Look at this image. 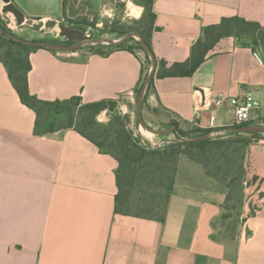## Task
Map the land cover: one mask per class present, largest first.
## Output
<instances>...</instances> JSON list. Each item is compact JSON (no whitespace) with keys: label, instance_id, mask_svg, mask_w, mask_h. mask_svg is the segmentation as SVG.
<instances>
[{"label":"crops","instance_id":"obj_1","mask_svg":"<svg viewBox=\"0 0 264 264\" xmlns=\"http://www.w3.org/2000/svg\"><path fill=\"white\" fill-rule=\"evenodd\" d=\"M13 1L34 21L64 15V0ZM87 1L102 15L111 12L112 0ZM154 9L153 49L169 63L187 60L202 28L224 16L264 26V0H155ZM143 11L132 0L121 20L139 19ZM76 52L33 51L31 93L49 101L81 96L84 103L128 95L123 104L130 109L144 53ZM155 88L144 113L166 108L201 127H210L213 116V127L227 132L233 113L228 103L215 108L213 97L251 91L262 103L253 118L264 117V56L225 37L191 76L156 78ZM35 124V111L0 61V264H264V204L249 215L245 202L234 244L213 237L227 188L206 176L211 185L201 193L190 184L189 166L182 179L178 171L165 220L117 213V159L73 128L37 134ZM250 162L264 179V136L251 145Z\"/></svg>","mask_w":264,"mask_h":264},{"label":"trees","instance_id":"obj_2","mask_svg":"<svg viewBox=\"0 0 264 264\" xmlns=\"http://www.w3.org/2000/svg\"><path fill=\"white\" fill-rule=\"evenodd\" d=\"M67 1L64 0V13L67 10ZM134 2L143 6L142 16L131 23L119 21L120 26L113 29V32L117 34V38L123 37L130 31L140 33L156 58L154 77L148 86L144 102L151 92H156V78L191 76L218 42L225 37H234L240 45L250 47L254 51L260 50L264 56V26L259 21L233 15L224 16L220 22L204 26L200 37L191 48L190 57L185 61L169 63L159 58L153 49V36L155 31L159 30V26L156 25L155 0H134ZM81 23L92 25L86 21ZM0 27V61L6 65L21 100L36 113L35 132L48 134L65 128H73L95 143L102 152L111 154L117 159L118 191L115 196V212L165 220L175 189L179 162L185 157L202 164L208 176L227 188L225 202L234 201L233 209L239 210L238 216H240L245 200L246 181V170L240 155L242 153L241 158H244L249 146L262 138L264 133L243 132L238 131L237 128L264 124V117H260L261 121L253 119L246 124L232 126L225 136L217 135L193 141H173L163 147H147L134 136L127 126L130 120L129 115L117 114L108 123L98 121L97 117L102 112L116 110L119 103L116 99L107 98L84 103L81 96H73L69 99L49 101L32 94L29 88L30 54L45 47L7 38L5 34H16L2 23ZM60 44H72V41L68 40ZM116 49H125L135 54L137 51L144 53L140 82L135 88V95L138 97L151 69L150 55L143 48L141 41L135 37H130L115 45H99L93 47L91 51L108 54ZM48 50L59 52L55 49ZM79 50L75 49L71 52ZM163 110L168 113L166 117L169 115L170 119L163 123L162 129L175 126L176 130L171 132L176 135L177 139L179 136L200 137L220 129L189 123L166 108H157L151 112L159 113ZM183 123L191 127L185 129ZM167 135L169 134H165ZM253 139L256 140L253 141ZM225 202L223 210H226ZM231 216L222 213L221 218L227 220ZM240 223V220L236 221L233 237ZM213 237H215L214 234Z\"/></svg>","mask_w":264,"mask_h":264},{"label":"rangeland","instance_id":"obj_3","mask_svg":"<svg viewBox=\"0 0 264 264\" xmlns=\"http://www.w3.org/2000/svg\"><path fill=\"white\" fill-rule=\"evenodd\" d=\"M3 1H0V24L2 23L5 27L8 29H11V31L16 34V36L23 38V39H28V40H41V41H50V42H57V43H66L69 39L66 35H62L60 33V24H65L66 26L69 27H75L76 28H81L83 29L87 34H92L93 38H115L117 37V34L113 32V29H116L117 27L120 26V22H132L133 19L127 18V20L123 21L121 20L122 14L125 12L127 9V3H121L117 9L114 11L113 16L109 17L108 15H102L99 12L94 11L90 5H88L87 0H68L67 1V10L66 13H64L63 17L59 18L56 20V26H47L44 25L40 28H35V24L39 23L40 21H34L33 19L26 18L25 22L22 24H18L17 21L15 20V17L11 13H6L3 11ZM124 4V6H121ZM133 13H138L136 10L137 8L135 6H131ZM47 20H45L46 22ZM88 22L92 25H87L83 24L81 22ZM117 23V24H116ZM138 39V38H137ZM99 45L103 44H87L83 47L80 48L79 53L77 54V57L80 56H85L87 55L88 52L93 49V47H98ZM107 45V44H104ZM61 52V51H60ZM65 53H74L71 51H62ZM77 53V52H75ZM138 97L135 95V100L132 104V107L130 109L126 107L127 105L123 104V102H128L130 99L128 98V95H122L116 100L119 101L118 106L115 111H104L101 114L98 115L97 119L101 123H108L111 119H114L115 115L120 114L122 116L129 115L130 120L127 124L131 132L134 134L135 137L139 138L142 140V136L140 135L141 129L144 130V137L152 139L155 143H157L161 138L160 136H157L155 133L149 131L147 128L142 127L139 123V119L137 116V104H138ZM168 113L166 111H160L159 113H154L151 112L150 110H146L144 113L143 111V117L148 124L149 127L155 128V129H160V130H166L162 129L164 126L163 123H166L169 121L170 117H166ZM261 121V118L255 119V121ZM232 127L233 125H229ZM183 127L185 129H189L191 127L190 125H185L183 123ZM229 127V128H230ZM147 131V132H146ZM227 132H224L223 134H215L217 135H222L225 136L227 135ZM169 135L165 136L164 138L167 139H176V135L172 133L171 131L167 132ZM156 135V136H155ZM246 135V134H244ZM256 139H253L255 141ZM254 143V142H253ZM250 154H251V146L247 149L246 156L244 158L242 157V153L240 155L241 162L243 161L244 166H245V189H244V204L245 202L250 204V211L248 212L249 215L251 214H256L257 211H259L264 204V179L258 176L254 172V166L250 162ZM189 160L185 157L181 158L179 162V169H181V178L185 174L187 175V169L192 166L190 170L193 172H188L190 175V184H196V187H200V192L204 193L205 187L208 185H211L210 181H207L208 176L205 172V169L202 164L197 163L195 161ZM194 163V164H191ZM190 166V167H189ZM195 168H197L195 170ZM186 170L185 173H183ZM200 171V173H199ZM203 174L201 175V173ZM205 175V176H203ZM210 177V176H209ZM212 181H215L216 184L221 187H225L223 184L220 182L216 181L214 178L210 177ZM213 182V183H215ZM198 190V189H197ZM228 191V190H227ZM187 192V191H186ZM226 210L223 211V213L227 215H232L229 217L227 220H223L221 216L217 218L215 224H214V231H215V236H218L219 238H222L224 240L231 241V244L235 243V240L238 236V230L239 227L237 228V232L235 236L233 237L234 232V225L236 224L237 220L242 221V209L240 216L239 210L233 209L235 206L234 201H226ZM244 206V205H243Z\"/></svg>","mask_w":264,"mask_h":264},{"label":"water","instance_id":"obj_4","mask_svg":"<svg viewBox=\"0 0 264 264\" xmlns=\"http://www.w3.org/2000/svg\"><path fill=\"white\" fill-rule=\"evenodd\" d=\"M4 2L3 5V11L6 13H11L14 17L15 20L17 21L18 24H22L23 22H25L26 20V14L25 12L13 1V0H0ZM56 20H47L46 22L41 20L39 23H36L34 26L35 28H40L44 25L47 26H56ZM60 33L62 35H66L68 37L69 40L74 41L77 40L76 43L73 44H60V43H53V42H45V41H34V40H28V39H23L20 38L16 35L13 34H5V36L7 38H11L14 40H18L21 41L23 43H27V44H36V45H40L42 47L48 48V49H55L58 51H73L75 49H80L81 47L87 45V44H101V43H105V44H119L123 41H125L126 39L130 38V37H135L138 38L141 43L143 48L148 52V54L150 55L151 58V69L147 75V78L142 86L141 92H140V96H139V100H138V104H137V116L139 119V123L142 127L147 128L149 131L158 134V135H163V134H167V132L172 131V130H176V127H171L168 128L166 130H160V129H155L152 127H149L148 124L146 123L144 117H143V105H144V101H145V96H146V92L148 89V86L151 82V80L154 77V73H155V68H156V58L153 54V52L151 51V49L149 48V46L145 43V41L143 40L142 36L140 35V33L136 32V31H130L128 33H126L123 37L118 38V39H114V38H93L92 34H87L83 29L81 28H76V27H69L66 26L65 24H60ZM0 31H1V27H0ZM205 99H208V95L207 93L204 91V89H201ZM238 131H243V132H258V133H264V124H260V125H245V126H241L237 128ZM214 133H209L200 137H194V138H190V137H185V136H179V139H177L176 141H193V140H200V139H204V138H208V137H212L214 136Z\"/></svg>","mask_w":264,"mask_h":264},{"label":"built area","instance_id":"obj_5","mask_svg":"<svg viewBox=\"0 0 264 264\" xmlns=\"http://www.w3.org/2000/svg\"><path fill=\"white\" fill-rule=\"evenodd\" d=\"M132 0H112V7L111 12L107 13L109 17L113 16L114 11L121 3H127V5ZM260 56V55H259ZM261 59V57H259ZM226 103L229 104L231 111L233 113V126H239L248 123L249 121L253 120L254 113L262 107L261 101L253 94V92L249 91L243 95H227L224 93H219L213 97V105L215 108L223 107ZM214 117H211L210 127L214 126L213 123ZM216 128V127H215ZM212 133L214 134H223V131L215 130ZM140 135L142 136L141 143L147 147L156 148V147H163L174 140H170L167 138H161L157 143H155L152 139L144 137L142 132L140 131Z\"/></svg>","mask_w":264,"mask_h":264},{"label":"bare ground","instance_id":"obj_6","mask_svg":"<svg viewBox=\"0 0 264 264\" xmlns=\"http://www.w3.org/2000/svg\"><path fill=\"white\" fill-rule=\"evenodd\" d=\"M130 5H132V4H130ZM141 132H142L143 135L145 134V133H144V130H142V129H141ZM146 132H147V131H146ZM144 136H145V135H144Z\"/></svg>","mask_w":264,"mask_h":264},{"label":"flooded vegetation","instance_id":"obj_7","mask_svg":"<svg viewBox=\"0 0 264 264\" xmlns=\"http://www.w3.org/2000/svg\"><path fill=\"white\" fill-rule=\"evenodd\" d=\"M70 41H71V40H70ZM76 42H77V40H74V41H72V44H73V43H76Z\"/></svg>","mask_w":264,"mask_h":264}]
</instances>
